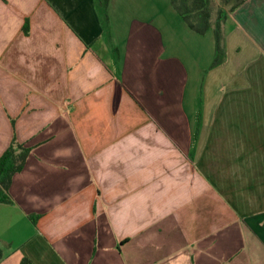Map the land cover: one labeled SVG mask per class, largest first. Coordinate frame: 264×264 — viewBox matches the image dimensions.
I'll return each instance as SVG.
<instances>
[{"label":"crops","instance_id":"0c3cea01","mask_svg":"<svg viewBox=\"0 0 264 264\" xmlns=\"http://www.w3.org/2000/svg\"><path fill=\"white\" fill-rule=\"evenodd\" d=\"M108 9L118 59L97 0H0V264H264V0L215 68L169 0Z\"/></svg>","mask_w":264,"mask_h":264},{"label":"trees","instance_id":"16d2710c","mask_svg":"<svg viewBox=\"0 0 264 264\" xmlns=\"http://www.w3.org/2000/svg\"><path fill=\"white\" fill-rule=\"evenodd\" d=\"M172 8L178 13L190 30L205 35L213 30L215 37V53L211 68L224 63L226 59L225 37L223 24L228 15L236 11L247 0H221V7L216 13L213 11L212 0H169ZM110 0H97V7L101 14L105 31L110 32V16L108 13ZM25 33L29 32L28 23L23 27ZM117 52V49L115 48ZM118 53V52H117ZM31 148L13 137L11 144L0 156V203L13 202L11 184L13 177L21 172L26 165ZM3 259V249L0 246V262ZM21 264H34L30 259L24 258Z\"/></svg>","mask_w":264,"mask_h":264},{"label":"rangeland","instance_id":"374dc122","mask_svg":"<svg viewBox=\"0 0 264 264\" xmlns=\"http://www.w3.org/2000/svg\"><path fill=\"white\" fill-rule=\"evenodd\" d=\"M212 6H213V11L214 13H216L217 9L221 7V0H212ZM108 13H109V9H108ZM176 13V12H175ZM178 15V13H176ZM101 16V14H100ZM110 16V15H109ZM179 16V15H178ZM180 17V16H179ZM110 22H112L110 20ZM103 26V33H102V37L104 40L109 41L111 43V45L113 44V52H114V56H116V59H118V53L115 51L116 45L114 44L115 39V33L114 31L111 29L112 24H110V32L105 31V27ZM111 31H112V35H111ZM117 49V48H116ZM117 79V78H116ZM140 97V96H139Z\"/></svg>","mask_w":264,"mask_h":264}]
</instances>
